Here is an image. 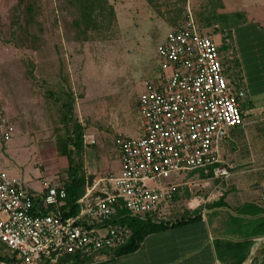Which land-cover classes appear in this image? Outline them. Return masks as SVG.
Here are the masks:
<instances>
[{
    "label": "built area",
    "instance_id": "2783aa9c",
    "mask_svg": "<svg viewBox=\"0 0 264 264\" xmlns=\"http://www.w3.org/2000/svg\"><path fill=\"white\" fill-rule=\"evenodd\" d=\"M219 35L224 52L221 41L189 17L158 43V75L144 79L138 94L142 133L114 136L118 173L91 177L75 201V213H69L62 184L43 179L41 191L34 192L0 170V245L15 254L14 264H60L64 258L84 264L112 253L132 234L126 224L115 222L120 211L174 222L185 212L175 199L180 187L196 188L194 199L205 202L210 193L199 194L209 180L230 175L229 164L217 165L219 147L229 129L244 124V91L230 73L236 61L233 32ZM15 132L0 106V140L10 141ZM82 137L86 146L96 141L87 131ZM176 175L185 178L170 179Z\"/></svg>",
    "mask_w": 264,
    "mask_h": 264
},
{
    "label": "rangeland",
    "instance_id": "374dc122",
    "mask_svg": "<svg viewBox=\"0 0 264 264\" xmlns=\"http://www.w3.org/2000/svg\"><path fill=\"white\" fill-rule=\"evenodd\" d=\"M28 2L35 8L30 25L23 14ZM108 2L114 16L105 13L85 38L73 26L77 11L69 0H25L21 6L18 0H0V104L16 127L1 152L0 170L27 189L40 190L43 179L67 180L69 166L60 145L70 128L63 104L71 105L69 122L94 132L95 144L82 155L88 178L114 173L119 167L114 136H130L131 123L142 133L138 94L144 79L158 75V43L190 17L203 33L221 41L224 52L220 30L235 26L215 19L217 0ZM196 203L188 197L184 211ZM5 252L0 248V255Z\"/></svg>",
    "mask_w": 264,
    "mask_h": 264
},
{
    "label": "crops",
    "instance_id": "0c3cea01",
    "mask_svg": "<svg viewBox=\"0 0 264 264\" xmlns=\"http://www.w3.org/2000/svg\"><path fill=\"white\" fill-rule=\"evenodd\" d=\"M233 1L221 0L222 11L243 12L232 29L236 61L230 73L244 91V124L229 129L217 163L229 164L230 175L209 180L199 194L210 193L205 202L179 188L177 201L197 202L187 211L189 220L148 233L133 251L102 252L84 264H264V0ZM133 126L125 127L130 136ZM5 145L0 140V155ZM180 176L174 181L185 178Z\"/></svg>",
    "mask_w": 264,
    "mask_h": 264
},
{
    "label": "trees",
    "instance_id": "16d2710c",
    "mask_svg": "<svg viewBox=\"0 0 264 264\" xmlns=\"http://www.w3.org/2000/svg\"><path fill=\"white\" fill-rule=\"evenodd\" d=\"M72 5L76 7L77 16L73 20V26L79 30V32L87 37L88 32L96 26L99 21L103 22L105 13L109 12L111 17L114 16L113 7L109 4L108 0H69ZM218 3L216 7L213 8V14L215 19L220 20V22L225 25L229 24H238L243 18V12H224L222 11L223 4L221 0H217ZM25 4V0H18V4L21 6ZM35 8L31 2H28L24 5L23 14L25 17V23L30 25L34 21ZM229 31V30H228ZM226 47V45H224ZM63 107L67 109V114L71 112L70 104H63ZM67 114L63 116L65 126L70 128L67 129V136L62 140L60 149L61 152L66 156L68 161V173L67 180L62 184L67 193L66 202L70 206L69 213H75L77 207L75 206V201L80 198L88 184L89 178L86 175V172L83 168V152L84 148L87 147L83 141V129L79 123H71L70 119L67 118ZM202 175V174H201ZM211 175V173H210ZM119 215L115 222L121 224H126L131 229V237L128 242L118 248V252H129L137 248L138 244L142 241L145 235L148 233L157 231L159 229L165 228L169 225L184 222L189 220L187 212H184L180 218H177L174 222H152L148 218H133L123 216V212L120 211ZM0 248H3L6 252L3 255H0V260H4L8 263L14 264L15 254L10 253L4 246L0 245ZM68 258L61 260L60 264H68Z\"/></svg>",
    "mask_w": 264,
    "mask_h": 264
},
{
    "label": "water",
    "instance_id": "95a60500",
    "mask_svg": "<svg viewBox=\"0 0 264 264\" xmlns=\"http://www.w3.org/2000/svg\"><path fill=\"white\" fill-rule=\"evenodd\" d=\"M88 183H89V181H88Z\"/></svg>",
    "mask_w": 264,
    "mask_h": 264
}]
</instances>
